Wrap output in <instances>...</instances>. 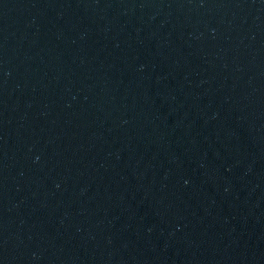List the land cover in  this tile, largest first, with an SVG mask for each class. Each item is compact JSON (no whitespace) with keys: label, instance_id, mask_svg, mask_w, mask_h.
I'll use <instances>...</instances> for the list:
<instances>
[{"label":"water","instance_id":"obj_1","mask_svg":"<svg viewBox=\"0 0 264 264\" xmlns=\"http://www.w3.org/2000/svg\"><path fill=\"white\" fill-rule=\"evenodd\" d=\"M260 206L264 0H0V264Z\"/></svg>","mask_w":264,"mask_h":264}]
</instances>
